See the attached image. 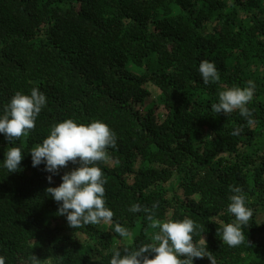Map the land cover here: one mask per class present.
<instances>
[{"label":"trees","instance_id":"1","mask_svg":"<svg viewBox=\"0 0 264 264\" xmlns=\"http://www.w3.org/2000/svg\"><path fill=\"white\" fill-rule=\"evenodd\" d=\"M205 60L219 81L204 83ZM249 80L251 117L212 111L221 91ZM151 84L160 95L148 102ZM33 88L46 98L36 127L12 142L0 132L5 264H31L32 256L39 264H110L116 250L123 256L153 243L159 229L144 209L161 221L192 219L193 242L205 239L215 264H264V0H0V118L16 92ZM66 119L99 120L114 133L107 162H96L110 223L70 227L67 214H57L63 202L46 189L71 171L33 166L31 149ZM10 147L23 156L11 173ZM229 185L243 189L253 213L236 247L221 238L224 225L238 223L228 212L236 194ZM133 205L141 211H129ZM117 223L128 237L115 233Z\"/></svg>","mask_w":264,"mask_h":264},{"label":"clouds","instance_id":"2","mask_svg":"<svg viewBox=\"0 0 264 264\" xmlns=\"http://www.w3.org/2000/svg\"><path fill=\"white\" fill-rule=\"evenodd\" d=\"M199 72L205 84L217 82L220 76L215 64L207 60L202 61ZM247 87L232 88L219 93V102L211 105L215 113H231L235 109L240 110V114L246 118L252 113L245 105L252 100L255 84L249 80ZM46 103V98L38 88H33L31 95L16 92L13 98L5 107V114L0 118V132L12 142L26 136L29 130L36 127L35 118L40 113ZM251 124L252 120L248 119ZM240 129L232 132L233 136L239 135ZM116 139L109 126L99 120L90 124H78L73 119H66L54 125L42 142L31 149L33 166H38L42 161H46V171L57 173L62 167H66L69 161H80V167L65 173L62 183L58 187H48L46 193L52 196L57 202L63 203L58 209V215L67 214V221L70 227L78 229L83 225H98L101 221L110 223L113 218V211L105 207V187L106 180L102 179L103 173L96 162H107L108 154L106 149L109 146L115 147ZM20 147H10L7 149L4 160V167L11 173L19 169L22 160ZM51 183L52 176H48ZM234 195L230 196L231 203L228 212L236 217L238 223H228L223 226L221 238L230 247H236L244 242L245 236L241 230V225H247L253 213L246 207L245 195L241 187L229 185ZM158 207L153 204V208ZM129 211L135 213L141 211L139 205H133ZM147 220L152 229H159V232L152 236L153 243L144 244L138 250L129 252L125 248L122 256L119 250L114 252L110 264H193V258L208 256L211 264H215V258L206 252L205 239L196 243L193 242V232L197 231L198 225L190 218L183 221H161L154 218V213L149 209H144ZM115 233L121 237H128L130 234L125 227L119 223L115 225ZM219 233V230H218ZM155 252L154 258L144 255ZM187 257L180 259V257ZM143 257V259H141ZM31 264H39L36 256H32ZM0 264L5 261L0 257Z\"/></svg>","mask_w":264,"mask_h":264},{"label":"rangeland","instance_id":"3","mask_svg":"<svg viewBox=\"0 0 264 264\" xmlns=\"http://www.w3.org/2000/svg\"><path fill=\"white\" fill-rule=\"evenodd\" d=\"M149 90H150V97H149L148 102L152 101V100H154V101L158 100L159 95H160L159 88L156 87L155 85L151 84V85H149ZM63 168L66 169L67 171H72V170H70V168L68 166L63 167Z\"/></svg>","mask_w":264,"mask_h":264}]
</instances>
